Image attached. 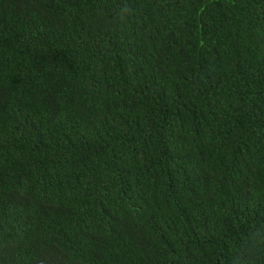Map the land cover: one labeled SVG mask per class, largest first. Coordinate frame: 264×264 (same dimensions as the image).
<instances>
[{
	"label": "trees",
	"instance_id": "trees-1",
	"mask_svg": "<svg viewBox=\"0 0 264 264\" xmlns=\"http://www.w3.org/2000/svg\"><path fill=\"white\" fill-rule=\"evenodd\" d=\"M0 264H264V0H0Z\"/></svg>",
	"mask_w": 264,
	"mask_h": 264
}]
</instances>
